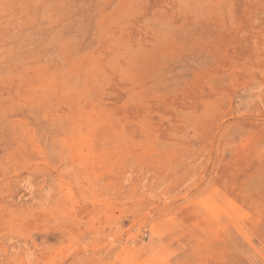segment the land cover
Wrapping results in <instances>:
<instances>
[{"label":"rangeland","instance_id":"1","mask_svg":"<svg viewBox=\"0 0 264 264\" xmlns=\"http://www.w3.org/2000/svg\"><path fill=\"white\" fill-rule=\"evenodd\" d=\"M0 264H264V0H0Z\"/></svg>","mask_w":264,"mask_h":264},{"label":"bare ground","instance_id":"2","mask_svg":"<svg viewBox=\"0 0 264 264\" xmlns=\"http://www.w3.org/2000/svg\"><path fill=\"white\" fill-rule=\"evenodd\" d=\"M242 129V128H241Z\"/></svg>","mask_w":264,"mask_h":264}]
</instances>
